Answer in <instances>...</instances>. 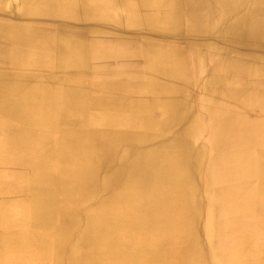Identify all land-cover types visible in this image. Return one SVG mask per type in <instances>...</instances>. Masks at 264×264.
I'll use <instances>...</instances> for the list:
<instances>
[{
	"label": "bare ground",
	"instance_id": "1",
	"mask_svg": "<svg viewBox=\"0 0 264 264\" xmlns=\"http://www.w3.org/2000/svg\"><path fill=\"white\" fill-rule=\"evenodd\" d=\"M60 1L69 3V11L62 17L70 24L101 26L107 21L102 15L110 9L106 0H21L18 16L7 12L11 1L0 0V118L15 122L34 120L52 128L73 123L85 107L94 108L104 120H110L126 104L118 97L120 92L110 91V85L92 84L94 90L97 87L104 90L86 98L83 94L90 91L89 87L80 92L68 88L69 92L59 97L61 89L54 77L36 79L35 86L25 91L27 76L7 73L1 66L9 57L10 43L44 50L57 44L55 34L45 37L47 29L39 24L46 16L56 14ZM157 1L154 9L161 11L163 25L182 26L180 13L189 10L188 24L200 29V35L207 40L208 56L213 52L221 54L225 68L237 72L238 78L230 84L231 80L224 75L213 74L204 84L200 110L195 112L189 109V88L201 86L202 82L191 75L202 67L196 62L192 65L187 56H200L204 44H191L187 47L190 51L185 47L156 45L154 54L145 52L147 66L140 68L135 64L142 56L136 44L125 47L118 57L122 67L116 73L127 78L142 73L155 75L147 86L151 91L158 82L159 86L166 82L157 98H145L144 102L133 99L131 109L144 114L151 132H170L183 125L179 139L164 140L167 143L163 144L158 140L154 148L153 143L145 141L141 148L130 143L140 136L135 135L137 132H108L109 141H101L102 134L95 131L66 132L61 154L55 160L62 174L61 182L56 181L60 174H52L50 183L42 190L35 188L29 200H17L15 196L0 200V264H65L64 254L69 255L67 264H208V258L213 264H249L234 254V243L230 244L233 255L227 245L232 235L246 234L245 220L264 217V68L257 61L264 54V15L259 9L250 8V0ZM254 1L257 4L259 0ZM134 3V0H112V4L124 8ZM249 9H253L252 14H247ZM219 11L226 15L218 20L217 27L215 18ZM127 16L114 26L141 25L134 15ZM80 36L78 42L68 39L61 46L55 66L58 72L86 75L90 71L88 45L81 43ZM153 111L158 114L156 121ZM121 135L127 141L119 144ZM204 135L209 144L197 146V140ZM109 159L116 162L107 165ZM14 160L17 161L4 164L45 167L39 159ZM116 166L130 169L132 184L107 202L108 207L118 203L114 218L89 219L84 232L71 242L73 226L81 223H75V211L70 213L73 223H69L67 214L61 220L56 219L57 197L71 202L86 191V195L95 199L98 189L95 179L101 176V171L103 174ZM44 195L46 203L41 200ZM74 203L79 206L80 200ZM23 207L32 211L23 213ZM231 219H240L244 225Z\"/></svg>",
	"mask_w": 264,
	"mask_h": 264
},
{
	"label": "rangeland",
	"instance_id": "2",
	"mask_svg": "<svg viewBox=\"0 0 264 264\" xmlns=\"http://www.w3.org/2000/svg\"><path fill=\"white\" fill-rule=\"evenodd\" d=\"M17 1H19V3L14 0H9L10 4L7 7V12L9 13V15L10 14L13 15L15 14L16 16L19 15L21 9L20 7L21 0H17ZM106 1L107 4L110 6V9H108L107 12H104L105 14H102L104 15V18H106L107 21L101 26H95L92 24H87V25L83 24L84 26L70 24L69 21H66L67 20L66 18L64 19V17H62V14L64 12L69 11L67 9L69 3L68 1L66 2L60 1V6H57L55 9L56 14L46 16L45 19L42 18L44 19L43 20L44 22H41L39 24L41 28L43 26V28L47 29L44 32L45 37L55 34L56 36L55 42H57L55 46L54 45H51L49 47L47 46V49L44 50L43 48L41 47L39 48V46L36 47L34 45L22 46L21 44L17 45L13 43L7 45L9 57L8 59L5 60L6 62L1 66L4 67V70L7 73H15V74H21L27 76V81L25 83V87L27 89L25 88V91L35 86V83L37 82L36 79H44V78L49 79V77H54L57 80V86L61 89L59 97H62L64 93L69 92L68 88L69 89L73 88L74 91L79 90L80 92L81 89H85L86 87H89L90 91L86 95L85 93L83 94L85 98L88 97V95L94 96L95 94H102L104 90V89L102 90V87L99 88L97 87L95 90L94 88L91 87L92 84H99V85H110L109 86L110 91L120 92L118 93V97L127 102L123 106L122 110H119L114 114L113 118L110 117V120H104L101 114L99 112H96L94 108L91 107L86 108L85 105H82V107L85 108L84 111L82 112L83 115L81 114V117L79 119H77L76 121L70 124L67 122L64 124L62 123L57 124L52 128H50V126H44L41 123L38 124L34 120L30 122H25V121L15 122L14 120H9L7 118L5 119L4 117L0 118V177L2 176L0 178V186H1L0 200L12 199L14 196L17 198V200H21V201L29 200L31 199V192L35 188L42 190V188H44L46 185L50 183V180L53 178L52 177L53 175L57 173L60 174L58 172V168L55 160L56 158H58L56 155L61 154L60 151L62 150L64 139H66L64 136L66 132L68 133L69 131H73L80 134V133L95 131L97 133L102 134V136L99 135L100 137L99 139H101V141H109L108 139L109 137L107 136L108 132H116V133L126 132V131L137 132L135 135L139 134L140 136L138 135L137 137L135 136L136 138L132 139L130 143H135L137 146L141 148H143V145L146 144L145 141L148 143H153L154 145H152V148H154L158 145L157 143L155 145V142H157L158 140L159 142L160 141L162 142L161 144H163L167 142L176 141L179 139L178 138L180 135L179 133H181V130L184 128L183 125H181L179 129L178 128L172 129V131L170 132L161 133V131L159 130L156 131L153 130V132H151L150 130L151 126L147 124V121L142 116L144 114L139 112L135 113L133 109H131L130 103L132 102L133 99H140L142 102H144L145 98L146 99L152 97L157 98L158 94L160 95L162 93V86L166 82H162L161 83L162 86L161 85L159 86L160 83L158 82L156 88L151 91L150 89L147 88V86L148 84L150 86L151 80L149 79L151 77L153 78V76L155 75L142 73L140 76H138L139 78L132 77L133 80L131 81L132 79L131 77L130 78L123 77L122 75L116 73L118 69H121L122 67L121 65L123 63L121 60H118L120 52L124 51L125 47H127L128 45L133 46V44H136L135 46H137L138 52L142 54V56L140 55L138 60L135 61L137 67L140 68L142 66L143 67L147 66V62H145L146 60L145 58H143L145 56L144 55L145 52L146 54H154L155 53L154 49L156 45H162L164 47L167 46L185 47L187 49L186 51H190L187 47H189L191 44L194 43L204 44L205 46L201 50L202 52L200 56L197 57H193L192 55L187 56L188 62H191L192 65H194V62H196L198 66L202 67L201 70L199 69V71L196 72L194 71L193 74L191 75L192 78H196L197 80H199V82L200 81L202 82L201 86L198 84V86L195 87L191 86V88H189V91L191 92V93L189 92L191 96H188L191 100V104H190L191 107L189 109L191 110L195 109V112H197V110H200V97L204 89V84L211 78L213 74L224 75L225 77L231 80L230 84L232 83L233 79L238 78L239 74L237 72L228 71L226 69L227 67L225 68L224 58L221 54L213 52V54H211L212 56H208L210 52H208L209 50L207 48L208 45L207 40L204 37L202 38V36L200 35L201 34L200 29H195L193 28V26L188 24L189 22L188 13H190L189 10L184 11L183 9L180 13V18L183 23L182 26L179 25L167 26V25H163V20H162L163 16L161 14V11H157L154 9V6H158L157 0H134L135 3L136 2L137 3L131 4L130 6H128V8L126 7L124 8L122 6L118 7L117 5H114L115 2L114 4H112V0H106ZM256 2L257 4H255L254 0H250V2H248L250 3V5L252 4L250 8L259 9L260 12L264 15V0H259ZM146 4L149 5L148 8ZM150 5L152 6L150 7ZM10 9L13 10V12L10 11ZM128 14L131 16H129ZM132 15H134L136 18L140 20L141 25L136 26V28H134L135 26H133L134 23L131 26H125V27L114 26L116 25L117 22H120L119 20L126 18V16L133 17ZM158 15H159V19H158ZM225 15L226 12L225 13L220 11L218 12V15L215 18L216 21L215 25L217 27L220 26L219 21ZM94 18L95 17L93 16V20ZM14 20L16 22L19 21L18 19H14ZM158 20H160V22ZM149 24H151V26ZM159 25H163V26H159ZM79 36L81 43L88 45L87 46L88 54L87 53L86 54L88 56L87 57L88 60L90 61L89 66L90 67L92 66L91 68H89L90 71L86 75L67 74V73L65 74L63 72H58L55 69V66L59 58L58 52L60 53L61 46L62 45L65 46V43L68 39H74L78 42ZM39 40H44V38ZM12 49H14L15 51H13ZM259 58L260 61L259 60L257 61L259 65L264 68V54L259 55L258 59ZM248 61L249 60H247V62ZM234 82H236V80ZM113 85L114 87H112ZM142 93L145 95H143ZM60 104L62 103L60 102ZM160 117H161V113H160ZM153 120L154 121L158 120L157 111H153ZM98 130H100V132ZM161 134H163V137L161 136ZM142 135H145L146 137H142ZM121 136L122 137H120V139L118 140L119 144H121V142L127 141L125 136L123 135ZM164 140H166L167 142ZM208 144H209V140L204 135L201 136L200 140L199 139L197 140L196 145L198 146V145H208ZM16 157L18 158L29 157L31 158L32 162H35L37 161V159H39L42 165H44L45 167L38 169L35 167L33 168L30 165L28 166L21 165V166L12 167L4 164L9 160H10V164L13 162L15 163L17 161L14 160L16 159ZM112 161L115 160L109 159L106 161V164L110 165ZM14 176L16 177L14 178ZM57 177L58 178L56 181L61 182L62 174L58 175ZM131 179L132 178L129 168L126 167L120 168L116 166L113 169L108 170L107 172L105 171L103 174L101 171V176L99 175V177L95 179L96 185L98 187L95 194V199H93V197H90L89 194L86 195V191L81 192L78 196V199L80 200L79 206L75 205L74 203V201H78V199H75L71 202L70 201L67 202L61 196L57 197L58 199L57 201L55 198L56 201L55 214H56V219L58 218L57 220L63 219L62 215L65 217L66 216L65 214H67L69 223H71L72 221H71L70 213H73L75 211L76 213L74 214V216L77 219V222L75 223H81L80 225L73 226L74 230H71L72 232V238L70 240L71 242L74 243L76 241L75 238L79 234H82L84 232L85 225H87L89 219L95 218L94 220H96V219H104V218L112 219V217L114 218L115 212L118 210V203L116 202L113 206H109V207L106 204L109 200L111 201L112 198L114 199L116 194H118L119 191H121V189H125L127 186L131 187L132 184ZM41 200L42 203L43 202L46 203L45 195L41 196ZM48 200L49 199H47V201ZM23 209H24L23 213L25 211V213L27 214L28 211L30 212L32 211L30 207L28 209L23 207ZM11 214H13V212ZM239 221L240 219H231V222L233 223ZM245 221H246L244 222L245 225L242 221H240L239 223L240 224L242 223L244 227L246 226L245 228L246 234H242L238 236L232 235L227 245V247H229L228 252L229 253L233 252V249L230 244L234 243L235 244L234 249L236 252V253L233 252L234 254H238L239 256H241L242 259L244 258V260H247L249 264H264V262H262L264 261V217L262 218V216H254L248 218ZM201 225L204 229V225H205L204 219ZM233 253H231V255H233ZM68 257L69 255L67 254L63 255V260L65 264L68 263ZM257 260H261V262H256ZM210 262H211L210 258H208L207 263L209 264Z\"/></svg>",
	"mask_w": 264,
	"mask_h": 264
},
{
	"label": "crops",
	"instance_id": "3",
	"mask_svg": "<svg viewBox=\"0 0 264 264\" xmlns=\"http://www.w3.org/2000/svg\"><path fill=\"white\" fill-rule=\"evenodd\" d=\"M252 11H253V9L246 10L247 14L248 13H251L252 14L253 13Z\"/></svg>",
	"mask_w": 264,
	"mask_h": 264
}]
</instances>
